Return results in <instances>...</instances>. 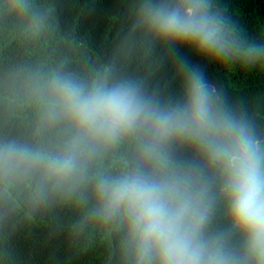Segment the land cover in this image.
I'll use <instances>...</instances> for the list:
<instances>
[{"label": "clouds", "instance_id": "obj_1", "mask_svg": "<svg viewBox=\"0 0 264 264\" xmlns=\"http://www.w3.org/2000/svg\"><path fill=\"white\" fill-rule=\"evenodd\" d=\"M137 30L148 50L167 48L180 95L132 79L85 85L58 77L48 116L73 129L67 150L40 161L26 145L0 143V171L43 163L67 178L97 148L130 145L124 168L94 181V212L119 222L129 264H264V143L178 48L217 62L264 56L241 49L229 17L213 11L210 0H141L125 47L136 42ZM220 204L243 255L226 246L231 233L209 231Z\"/></svg>", "mask_w": 264, "mask_h": 264}, {"label": "trees", "instance_id": "obj_2", "mask_svg": "<svg viewBox=\"0 0 264 264\" xmlns=\"http://www.w3.org/2000/svg\"><path fill=\"white\" fill-rule=\"evenodd\" d=\"M141 0H0V143L28 146L40 161L64 153L73 136L66 122L48 116L56 78L92 85L132 79L149 90L179 96L174 59L163 45L148 50L135 24ZM231 21L241 49L264 56V0H210ZM221 99L264 143V60L233 56L214 61L180 46ZM131 146H101L82 159L71 177L43 163L0 171V264H129L121 247L123 229L95 214L94 181L116 174ZM212 234L231 233L229 249L243 255L241 238L222 204L209 224Z\"/></svg>", "mask_w": 264, "mask_h": 264}]
</instances>
